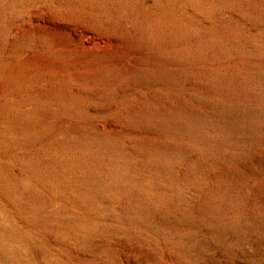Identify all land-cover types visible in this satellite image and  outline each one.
I'll list each match as a JSON object with an SVG mask.
<instances>
[{"label": "rangeland", "instance_id": "rangeland-1", "mask_svg": "<svg viewBox=\"0 0 264 264\" xmlns=\"http://www.w3.org/2000/svg\"><path fill=\"white\" fill-rule=\"evenodd\" d=\"M0 264H264V0H0Z\"/></svg>", "mask_w": 264, "mask_h": 264}]
</instances>
